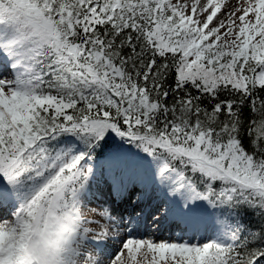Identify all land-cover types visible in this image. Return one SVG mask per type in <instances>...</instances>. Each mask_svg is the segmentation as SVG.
Listing matches in <instances>:
<instances>
[{
    "label": "snow or ice",
    "instance_id": "obj_1",
    "mask_svg": "<svg viewBox=\"0 0 264 264\" xmlns=\"http://www.w3.org/2000/svg\"><path fill=\"white\" fill-rule=\"evenodd\" d=\"M0 264H264V0H0Z\"/></svg>",
    "mask_w": 264,
    "mask_h": 264
},
{
    "label": "rangeland",
    "instance_id": "obj_2",
    "mask_svg": "<svg viewBox=\"0 0 264 264\" xmlns=\"http://www.w3.org/2000/svg\"><path fill=\"white\" fill-rule=\"evenodd\" d=\"M159 235H160V238L167 239L170 233L167 230H162V232Z\"/></svg>",
    "mask_w": 264,
    "mask_h": 264
}]
</instances>
